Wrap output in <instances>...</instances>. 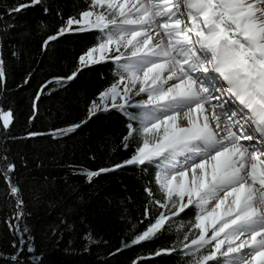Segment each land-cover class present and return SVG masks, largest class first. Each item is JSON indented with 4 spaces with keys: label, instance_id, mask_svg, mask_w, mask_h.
Instances as JSON below:
<instances>
[{
    "label": "snow or ice",
    "instance_id": "6c2138e0",
    "mask_svg": "<svg viewBox=\"0 0 264 264\" xmlns=\"http://www.w3.org/2000/svg\"><path fill=\"white\" fill-rule=\"evenodd\" d=\"M38 3L28 0L8 9V14ZM77 15L47 36L43 46L66 32L101 33L79 56V67L111 60L120 74L98 93L99 103L90 102L88 116L119 109L129 121L121 144L132 149L120 163L83 170L86 178L91 181L126 165L158 162L155 182L163 200L154 203L171 205L168 214L154 217L131 243L150 242L169 216L192 206L191 227L198 234L182 246L188 264H210L216 257L223 258V264H264V0H91ZM78 71L56 79L72 80ZM6 80V60L0 52V85L5 89ZM217 91L220 96L227 93L232 107L225 110L218 101L212 104ZM133 94H145L146 99L135 101L138 111L128 112ZM36 107L34 99L33 115ZM217 107L228 121L223 127ZM13 117L11 108H0V127L7 130ZM179 119L187 123L182 125ZM85 122L50 131L63 135ZM0 160V175L17 204L16 222L9 227L19 238L12 246L17 252L18 244L31 249L33 237L22 220L24 202L11 180L15 165L6 156ZM145 191L153 195L150 188ZM184 238L188 240V235ZM206 246L210 251L201 254ZM173 251L161 248L149 255ZM10 259L22 264L15 253Z\"/></svg>",
    "mask_w": 264,
    "mask_h": 264
},
{
    "label": "trees",
    "instance_id": "16d2710c",
    "mask_svg": "<svg viewBox=\"0 0 264 264\" xmlns=\"http://www.w3.org/2000/svg\"><path fill=\"white\" fill-rule=\"evenodd\" d=\"M20 3L28 0H0V52L7 69L6 89L0 85V108L14 112L9 128L0 127V157L6 156L15 165L11 180L20 189L26 213L22 220L33 239L31 249L27 244H18L19 252L13 248L12 241L19 234L9 223L16 222V197L0 175V264H13L10 257L14 253L22 264H188L182 246L198 234L191 227L192 206L169 216L150 242L131 243L154 217L168 214L171 207L154 203L163 200V195L155 182L153 163L126 165L91 181L83 171L108 168L132 152L121 144L129 121L119 109L88 116L90 102L99 103L98 93L120 74L111 60L79 67V56L101 33L66 32L43 46L47 36L55 35L69 16L78 18L91 0H39L9 15L8 9ZM41 22L46 26L43 29ZM7 25L14 26L5 31ZM78 68L72 80L56 79ZM133 95L125 109L128 112L138 111L135 101L146 99L145 94ZM80 121L86 122L71 132L51 134L50 130ZM28 132L38 135L27 136ZM161 248L175 251L149 255ZM208 251L206 246L201 254Z\"/></svg>",
    "mask_w": 264,
    "mask_h": 264
},
{
    "label": "bare ground",
    "instance_id": "6f19581e",
    "mask_svg": "<svg viewBox=\"0 0 264 264\" xmlns=\"http://www.w3.org/2000/svg\"><path fill=\"white\" fill-rule=\"evenodd\" d=\"M156 40V37L154 36L153 37V41H155ZM197 87H199V82H197ZM213 104V103H212ZM208 108H209V115H210V111H211V105H209V106H207ZM215 111H216V113L218 114V115H220L221 116V127H223L224 126V115H221V114H219L218 113V110L217 109H215ZM180 116L182 117L183 116V110H180ZM178 123H180V124H186L187 123V121H185V120H183V119H179L178 120ZM212 124H213V127L215 126V122L214 121H212L211 122ZM181 163H183V159L181 158ZM190 167V166H189ZM190 178V177H189ZM242 251H244V250H242Z\"/></svg>",
    "mask_w": 264,
    "mask_h": 264
},
{
    "label": "rangeland",
    "instance_id": "374dc122",
    "mask_svg": "<svg viewBox=\"0 0 264 264\" xmlns=\"http://www.w3.org/2000/svg\"><path fill=\"white\" fill-rule=\"evenodd\" d=\"M121 51L126 52L125 49H121ZM121 87H123V84H122ZM133 97H134V95H132V99L129 101L128 105L132 102ZM118 102H119V101H118ZM128 105H127V106H128ZM157 163H158V162H157ZM157 163H153V164H157ZM214 260H215V261H219V264H222V263H223V258H221V257H216V258H214Z\"/></svg>",
    "mask_w": 264,
    "mask_h": 264
}]
</instances>
